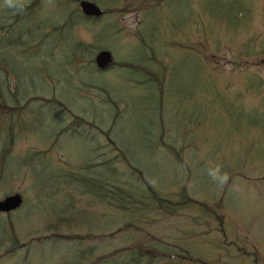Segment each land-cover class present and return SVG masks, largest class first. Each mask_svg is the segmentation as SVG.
<instances>
[{
  "label": "rangeland",
  "instance_id": "obj_1",
  "mask_svg": "<svg viewBox=\"0 0 264 264\" xmlns=\"http://www.w3.org/2000/svg\"><path fill=\"white\" fill-rule=\"evenodd\" d=\"M32 1L26 0V4ZM58 1L41 0L34 21L42 19V24H60ZM93 1L104 9L103 5L107 6L111 0ZM151 5L156 16L147 10ZM69 6V11L75 8L73 4ZM5 9L4 0H0V18L4 20L2 37H6L7 25L13 21ZM35 25L24 22L22 29L31 32ZM77 25L81 27L64 36L65 45L51 36L37 50L14 48L3 52L0 48V63L12 74L5 73L9 90L15 84L18 100L32 97L37 100L38 94H45L58 100V106L65 104L66 108H58L63 115L59 119L64 121L60 129L67 127L63 133L70 135L54 140L50 121L52 118L54 125L59 121H54L56 118L47 108L25 111L27 123L25 127L21 125V136L14 140L10 154L26 155L6 159L0 200L21 192L27 201L21 213L11 218L9 214H0V239L4 224L7 226L9 222L25 229L22 241L29 231L35 239L48 238L49 233L41 232L42 222L48 221L44 215L66 203L61 195L52 194L59 188L50 186L56 181L53 172L74 176L82 172L78 169L91 156L93 163L99 161L102 152H113L105 138L95 136L93 131L84 132L89 140L80 134L71 135L75 128L71 110L108 131L115 111L97 89L100 86L121 104L112 127V141L127 151L130 160L144 170L146 178L170 201L169 205L156 203L159 214H141L136 227H126L123 215L113 214L116 227L110 232L122 229L126 233L119 244L133 246V234L138 240L174 246L181 254L182 262L178 264L190 262L189 256L193 259L191 264H264V0H165L163 5L158 0H149V4L140 3V8H125V14L106 15L101 25ZM49 32L47 28L44 35ZM37 33L34 31L33 39L41 40ZM72 40L80 50L94 46L89 51L93 61L99 51H110L112 61L107 66L108 72L103 74L88 68L91 58L87 59L86 54L70 57L66 46ZM95 49L99 50L95 52ZM118 63L127 65L120 67ZM129 64L138 65V70L143 66L145 69L139 72L142 76ZM154 76L162 85H156ZM149 86H162V90L164 86L163 99ZM6 102L16 105L8 99ZM33 102V106L40 104ZM10 119V116L0 118V146L4 144L5 125ZM161 134L167 152L159 145L162 155L154 154L152 142ZM38 150L42 151L27 154ZM47 154L55 164L64 165L56 169L55 164L49 163L50 171L45 174L42 163ZM217 165L221 175L213 181L209 170ZM103 176L108 178V172ZM184 189L194 202L186 203L183 197L174 196L181 195ZM73 191V186L66 190L71 194ZM182 204L188 205L180 208ZM33 207L35 217L31 219L28 217ZM96 207L99 214L94 213V217L99 226L92 233L106 237L102 232L107 227L105 211L108 210L102 205ZM85 229L72 226L62 232L84 236ZM41 243L29 245L27 258L25 247L6 251L11 244L3 243L0 264H59V258L60 264L80 263L76 245L65 247L68 243L52 240L44 241L45 245ZM83 246L90 247V241L87 239ZM171 255L178 253L172 251ZM151 264L164 262L157 257Z\"/></svg>",
  "mask_w": 264,
  "mask_h": 264
},
{
  "label": "trees",
  "instance_id": "obj_2",
  "mask_svg": "<svg viewBox=\"0 0 264 264\" xmlns=\"http://www.w3.org/2000/svg\"><path fill=\"white\" fill-rule=\"evenodd\" d=\"M74 1V0H73ZM33 6H29L26 5L24 7V9L22 11L19 12H15L14 18L15 21H18V18H24V17H28L32 12ZM114 11H118L117 7H114L113 9ZM121 10V9H120ZM13 11V10H12ZM109 12H113L110 9L108 10ZM31 12V13H29ZM118 13H121V11H118ZM79 14V13H78ZM75 15H77V13L75 11L71 12V17H74ZM93 21H97V20H93ZM70 24V21L67 19V21L65 23L59 24V25H54L51 27L52 31L55 32L59 38H61L63 40L64 38V32L66 31V29L68 28ZM12 27V26H11ZM3 27L0 26V29H2ZM63 37V38H62ZM7 50H5L6 52ZM4 52V51H3ZM6 63V62H5ZM6 66V65H5ZM6 71V67L5 68H1L0 67V80L4 77V80L7 81V77L5 75ZM155 80V79H154ZM156 81V80H155ZM154 87V86H152ZM5 90H9V87H7ZM158 90L161 92L162 87L160 86V88L158 87ZM103 91L106 92V90L103 88ZM108 93V92H107ZM12 97H15L16 94L15 92L11 93ZM112 107L114 109H116V107H118V103L111 97V100H108ZM4 101H0V109L3 108V103ZM20 110H22L23 108L20 107ZM12 110V109H11ZM7 114V116H11L10 112H5ZM18 123V122H17ZM13 124H10L9 127H12ZM6 139V138H5ZM13 137H11L9 139V142H12ZM10 142V143H11ZM9 153V149L7 148H3L0 151V165H2L6 162V158L8 156ZM36 153L30 154V155H35ZM4 167V166H3ZM140 180H142V178L140 177L141 173L138 172V174H136L132 169H130ZM110 184L108 183V186ZM102 188V186H100ZM148 191L151 193L152 197L154 200L160 201L155 192L152 190V188L150 186H147ZM135 195H138L137 193H134ZM140 194V193H139ZM143 196V195H142ZM184 196V201L186 203L188 202H194L193 200L189 199L188 197L186 198L185 194H183ZM108 202L110 207H114V203L111 200L110 197H108ZM165 202L169 205V201L168 199L165 200H161L160 203ZM92 203V202H91ZM117 213L116 209H114L113 214ZM93 215V214H92ZM74 218L76 220H78L79 223H87L92 225L93 227H97L98 223L96 222H92L91 219L87 220V219H83V220H79L76 218V215H73ZM94 216V215H93ZM128 217H133V215H129ZM73 220V219H71ZM67 222V219H63V218H59L56 220L55 224L49 226L51 228H53L55 230V233L52 234V237L55 240H62V239H78V236H63L60 234V224ZM48 227V228H49ZM2 236L0 239V245L3 244L4 242H9L11 243L12 247H21L23 246V244H21L20 239L17 236V230L14 226V224L12 222H9L7 226H5L2 229ZM90 241L93 242V244L88 247L86 249L87 252V258L89 260V264H147V259H148V255L150 252V248L144 247V245L142 244V242L140 240H138L133 246L130 247H119L116 248L115 244L116 243V239H113L110 235H108L107 239H108V249L103 250V241L105 239L104 236H96L95 234H92V236H89ZM80 239V238H79ZM159 253L161 256L164 257H169V253H170V249L168 247H160V249L158 251L155 252Z\"/></svg>",
  "mask_w": 264,
  "mask_h": 264
},
{
  "label": "water",
  "instance_id": "obj_3",
  "mask_svg": "<svg viewBox=\"0 0 264 264\" xmlns=\"http://www.w3.org/2000/svg\"><path fill=\"white\" fill-rule=\"evenodd\" d=\"M80 7L86 15L98 17L101 14L100 10L90 3L81 2ZM109 61L110 55L107 52H102L97 56V63L100 67H103ZM19 202L20 199L17 196L8 198L4 202L0 203V209L14 208L19 204Z\"/></svg>",
  "mask_w": 264,
  "mask_h": 264
},
{
  "label": "clouds",
  "instance_id": "obj_4",
  "mask_svg": "<svg viewBox=\"0 0 264 264\" xmlns=\"http://www.w3.org/2000/svg\"><path fill=\"white\" fill-rule=\"evenodd\" d=\"M25 6H26V0H4V7L11 9L15 12L22 11ZM220 175L221 172L219 165H217L215 169L209 170V176L213 179V181H216Z\"/></svg>",
  "mask_w": 264,
  "mask_h": 264
}]
</instances>
